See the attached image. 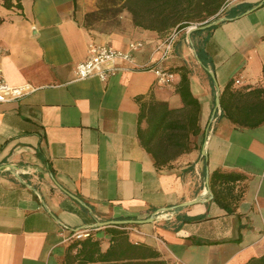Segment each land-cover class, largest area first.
<instances>
[{"label":"crops","instance_id":"1","mask_svg":"<svg viewBox=\"0 0 264 264\" xmlns=\"http://www.w3.org/2000/svg\"><path fill=\"white\" fill-rule=\"evenodd\" d=\"M239 1L256 7L202 33L198 51L195 27L179 32L165 58L156 32L87 29L78 0L0 1V76L23 90L0 102V264H65L68 245L86 238L104 251L109 227L168 264L264 254V123L237 127L219 105L213 115L225 87H264V0ZM92 41L122 51L140 42L131 54L145 67L77 79ZM157 70L172 81L158 82ZM182 78L196 113L178 93ZM84 229L88 237L71 238Z\"/></svg>","mask_w":264,"mask_h":264},{"label":"trees","instance_id":"2","mask_svg":"<svg viewBox=\"0 0 264 264\" xmlns=\"http://www.w3.org/2000/svg\"><path fill=\"white\" fill-rule=\"evenodd\" d=\"M0 1L6 9H21V0ZM252 6L239 0H97L96 9L85 15V27L93 30V24L100 20L113 24L117 16L124 12L129 16L133 27L156 32L164 39L172 32L178 34L194 26L195 29L190 32V36L192 39L198 37L194 43L198 51L206 39L200 38L201 34L209 33L215 28L211 26L202 29L203 25L218 17L225 19L239 17ZM197 54L202 61L200 52ZM208 78L213 85L209 75ZM178 93L184 103L193 106L196 113L198 102L190 93L187 79H181ZM219 108L221 116L237 127H258L264 123V87L229 90L227 86L219 96ZM198 132L199 129L195 127L194 135ZM217 174L214 171L211 179ZM222 178L226 179L227 175L223 174ZM180 220L181 223H194L201 218L184 216ZM123 226L125 225H121ZM107 232L111 234V243L106 250H101L100 242L96 239L73 241L68 245L65 264H168L150 246L129 241L124 230L109 227ZM243 264H264V254L251 257Z\"/></svg>","mask_w":264,"mask_h":264},{"label":"built area","instance_id":"3","mask_svg":"<svg viewBox=\"0 0 264 264\" xmlns=\"http://www.w3.org/2000/svg\"><path fill=\"white\" fill-rule=\"evenodd\" d=\"M177 33L172 32L164 40L163 45V57L165 58L171 49V45L174 42ZM141 46L140 42H132L129 44L128 51H122L114 48L107 43L90 42L88 45V55L85 60L79 62L75 66V75L77 79H86L89 77H98L101 80H106L108 77L115 75L118 72L125 70H139L144 68L143 65L135 64L132 51H135ZM2 51L0 49V56ZM120 63H126L127 68L119 65ZM173 79V73L168 70H157V81L162 84H168ZM239 81H236L238 83ZM23 94V90L20 88L10 87L0 76V102H6ZM90 235V229H84L79 231H73L71 238L80 239L88 237Z\"/></svg>","mask_w":264,"mask_h":264},{"label":"rangeland","instance_id":"4","mask_svg":"<svg viewBox=\"0 0 264 264\" xmlns=\"http://www.w3.org/2000/svg\"><path fill=\"white\" fill-rule=\"evenodd\" d=\"M96 2L97 0H78L77 11H78V14L84 13L83 15L84 25H85V15L88 12L96 9ZM212 22H214V20ZM127 25H132V24H131L129 16L124 12L117 16L116 21L113 24L110 21L100 20V21L95 22L92 28L96 32H111L115 30H121L125 28Z\"/></svg>","mask_w":264,"mask_h":264},{"label":"water","instance_id":"5","mask_svg":"<svg viewBox=\"0 0 264 264\" xmlns=\"http://www.w3.org/2000/svg\"><path fill=\"white\" fill-rule=\"evenodd\" d=\"M260 4H258L257 6H259ZM256 7V6H255ZM255 7L247 10L244 14H247L249 12H251L252 10L255 9ZM224 20H227L225 18H220V19H217L216 21L214 22H211V23H207L205 25H203L201 28L204 29V28H210L211 26H215L219 23H221L222 21ZM192 29H195V28H192ZM190 29V30H192ZM211 77L212 79H214V76L213 74H211ZM218 105H219V97H216L215 99V108L213 110V115L214 113L216 112L217 108H218ZM187 204H191V203H184L183 205H187ZM154 220L153 217H150V218H147V219H143V220H123V221H108V222H105V223H102L101 225L102 226H107V225H113V224H126V223H129V224H146V223H150Z\"/></svg>","mask_w":264,"mask_h":264}]
</instances>
